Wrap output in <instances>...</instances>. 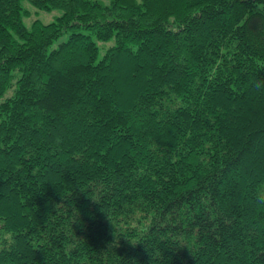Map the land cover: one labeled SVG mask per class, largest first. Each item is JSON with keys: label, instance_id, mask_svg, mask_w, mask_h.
<instances>
[{"label": "trees", "instance_id": "1", "mask_svg": "<svg viewBox=\"0 0 264 264\" xmlns=\"http://www.w3.org/2000/svg\"><path fill=\"white\" fill-rule=\"evenodd\" d=\"M30 1L63 13L0 0V264H264V0Z\"/></svg>", "mask_w": 264, "mask_h": 264}, {"label": "rangeland", "instance_id": "2", "mask_svg": "<svg viewBox=\"0 0 264 264\" xmlns=\"http://www.w3.org/2000/svg\"><path fill=\"white\" fill-rule=\"evenodd\" d=\"M23 4L25 7L23 22L27 27H31L35 19H40L43 22H51L56 20L57 17L63 13V9L61 7H54L51 9L37 8L30 0H23ZM67 38L68 33L63 34L52 43L51 47H56L59 43H61L63 40H66ZM110 44H112V42L106 44L100 43L101 55L105 52L106 47ZM124 73L125 71H121V77L123 76V79L129 81L128 76H126ZM133 82L130 83L133 84ZM10 92H12V89H9L7 93L9 94Z\"/></svg>", "mask_w": 264, "mask_h": 264}]
</instances>
